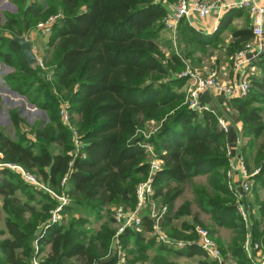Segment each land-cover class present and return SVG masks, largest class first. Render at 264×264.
<instances>
[{
  "label": "trees",
  "instance_id": "1",
  "mask_svg": "<svg viewBox=\"0 0 264 264\" xmlns=\"http://www.w3.org/2000/svg\"><path fill=\"white\" fill-rule=\"evenodd\" d=\"M14 3L16 10L3 11L4 22L0 23V61L13 67L5 79L12 90L45 111L48 121L34 122L26 130L18 111L9 109L15 137L0 127L1 159L32 171L57 193L68 173L65 194L69 203L63 208L61 222L50 224L56 200L24 182L18 173L0 169V264H33L43 252L37 264H97L109 257L112 260L102 264H115L117 255L110 249L117 228L113 226L116 220L111 206L136 205L137 187L147 180L151 168L148 145L156 148L157 157L163 161L153 179V198L167 206L162 225L169 234L189 238L183 231L193 229L192 223L183 221L179 227L173 226L185 215L202 224L193 212L196 204L215 225L237 233L233 248L221 244L224 254L231 253L239 264H257L244 250L246 223L238 213L235 192L228 185L227 132L212 111L189 106L184 90L189 79L177 74L183 72L186 58L193 56L199 45L224 49L233 61L232 57L255 37L252 27L234 29L232 40L226 44L221 34L230 19H224L218 31L208 37L184 18L179 24L182 49L166 57L159 41L166 31L167 9L157 0ZM230 11L233 13L234 8ZM56 13L61 17L52 25L46 41L50 49L44 66L52 68L49 73L25 60L14 37L26 34L38 21ZM256 65L261 75H249L250 90L235 103L243 122V151L248 154L260 142L255 164L261 169L254 177L264 186V50ZM59 98L69 102L71 122L84 142L86 157L75 158L71 165L72 137L58 112ZM149 120L160 123V127L150 138L139 136ZM197 176H206L207 185L198 183ZM187 188L192 189L193 199L176 207V200ZM78 212L88 216H76ZM90 216L103 220L100 229L91 230ZM153 225L145 212L140 229L128 227L120 235L122 250L132 240L138 251L147 250L146 234L153 231ZM253 227L254 240L260 238L264 243L259 221ZM160 250L207 257L196 243L183 250L162 244ZM160 260L165 257L157 256L154 264H162Z\"/></svg>",
  "mask_w": 264,
  "mask_h": 264
},
{
  "label": "built area",
  "instance_id": "2",
  "mask_svg": "<svg viewBox=\"0 0 264 264\" xmlns=\"http://www.w3.org/2000/svg\"><path fill=\"white\" fill-rule=\"evenodd\" d=\"M164 4H169L167 0H157ZM223 0H177L171 4V12H168L164 19V24L167 32L170 37L176 39L178 26L182 19L186 18L190 20L193 14L197 13L199 17L206 18L210 16L215 9L221 10L223 8H229V6L239 7L242 9L248 10L253 19L252 31L255 36V39H260L264 35V3H260L257 0H238L233 5H222ZM14 12V11H13ZM61 17V13L51 14L46 19L38 21L36 24V30L40 31L43 35H48L51 32V27L54 22ZM28 37V35H25ZM260 51L264 50V44L260 43ZM255 49V44L252 41H249L245 44L244 48L238 51L232 59L235 62V65H241L243 63L251 62L252 59L247 57V54L251 50ZM258 56V55H257ZM255 56L254 59L257 57ZM183 76L192 77L191 83L188 88L189 93V106L194 109L201 111L205 107H202L199 101L200 94L204 91H211L214 93L225 94L228 97H243L246 96L250 90L251 84L249 79L244 80L243 82H227L221 80L217 72H212L210 74H204L192 69H187L182 73ZM33 107V106H32ZM59 115L62 123L68 127L72 137L73 149L71 151L72 164L73 160L78 157L85 158L86 154L83 151L84 142L81 139V134L74 124L71 122V114L69 112V105L66 102H61L59 107ZM220 125L227 132L228 126L224 120H220ZM136 143L141 144L137 141ZM148 145L147 147H149ZM151 150V168L149 172V177L147 180L139 183L137 187V203L132 208H127L123 205L117 207L113 211V216L117 224V231L113 239L112 248L117 255V261L115 264H140L135 262L127 261L125 255L123 254L122 246L120 244V235L128 228H138L140 229L143 223V216L147 209L146 214L153 219V231L152 234L157 237L158 241L168 247L175 249H184L191 244H197L200 246L207 254V256L212 260L216 261L218 264H225V258L222 250L213 240L210 235V231L203 226H195L194 231L197 235V238L193 240L188 239H173L168 237L163 229V218L165 212L167 211V206L163 205L159 211H156V200L153 196L155 194V188L153 186V179L156 172L161 169L163 161L159 159L156 155V152L153 151V147L150 146ZM245 158L240 153L238 156V167L242 171V182L241 188L237 189L234 186H231V189L235 192V195L238 199L237 209L238 213L242 216L246 223L248 229L247 239L245 242V250L250 258L253 256L260 255V244L255 243L253 240L252 234L249 231V226L247 225V207L245 206V199H247L248 194L251 193L253 188V175L251 174L246 167ZM9 169L19 174L20 178L32 185L36 189L43 190L47 192L52 198L57 202L54 209L50 211L49 222L51 223H60L64 215L62 213L65 205L69 203V198L65 194L68 180V173H65L60 184L61 192L57 193L51 188H49L37 175L28 171L23 166L13 163L3 161L0 154V169ZM260 169H258L259 171ZM257 171V172H258ZM233 187V188H232ZM41 236V235H40ZM34 249L38 250L37 241H34ZM258 249L257 251H255ZM253 259V258H252ZM256 260V259H255ZM38 260L33 259V264H37ZM261 264H264V255L261 256L258 260Z\"/></svg>",
  "mask_w": 264,
  "mask_h": 264
},
{
  "label": "rangeland",
  "instance_id": "3",
  "mask_svg": "<svg viewBox=\"0 0 264 264\" xmlns=\"http://www.w3.org/2000/svg\"><path fill=\"white\" fill-rule=\"evenodd\" d=\"M40 1H43V0H40ZM15 10H16V5L14 3V0H0V17H1L0 23L4 22V17L2 15L3 11L13 12ZM159 42H160V47H161L160 49H161L162 53L165 54L166 57H169L173 51L181 50L182 45H183L182 41L180 40L178 35H177L176 39H173L170 37V35L167 31H166V33L164 32L163 38ZM39 45L42 46V42H39ZM49 49L50 48L48 47L46 42H45V45L43 46V48L40 47L38 52L42 56V62H41V64L39 62L36 64L38 66H41L45 71H48V72L51 71L52 68L48 67V66H44V64L46 63L47 60H49V57L47 55V50H49ZM196 49H198V50L195 52V54L193 56H188V58H186V64L187 65H186V68L183 69V72H185L187 69H192L194 71L204 73V74H210V73L215 71V72H217L218 77L221 80H224L220 75L219 69L215 68V66L218 65L219 63L222 64V62H224L226 60L225 50L220 49L218 47H214L212 45H210V46L208 45L205 47L199 45V47H196ZM262 52L255 58L257 61H258L260 55L262 54ZM214 56L217 57V60H214V61H216V63H214V61H212V58ZM206 68H208V69L210 68V72H205ZM211 68H213V69H211ZM8 69L9 68L5 67V66L0 67V78H2V76L8 72ZM183 72H177V74L182 76ZM185 77H188V79H189L188 82L186 83V85L184 86V90L186 91V99L185 100L188 103V100H189L188 88H189V85L191 83V82L189 83V81L192 80V77H189V76H185ZM3 88H6L9 91L4 92ZM0 89H1V92H3L2 93L3 97L0 101V105L2 106V111L5 115L7 113L8 114L7 116H9V113H8L9 109L14 108L29 123H32V122L33 123L34 122H40L41 123V122H47L48 121V119L46 118V115L43 116L44 114H42V112H41L42 109H41V111H39L37 109L34 110L32 108V106H30V104H29L30 102L27 100V98H24V97L19 96V95H15V91L14 90L11 91L10 87L8 88V86L4 83V80H0ZM57 96L59 97V95H57ZM59 99L60 100H59V104H58V110H59V107H60V104L62 101L66 102L69 105V102L66 99H64V98H59ZM69 112H70V110H69ZM43 119H45V120H43ZM29 123H27V125H28L27 127L31 126V124H29ZM2 125H4V126H1V128H4L6 131H8L10 133L13 132L12 131V125H11L10 121L7 122L5 120V121H3ZM158 127H160V123H157L154 120H149L146 122L145 128H142L139 136L142 135L145 138H150L155 133V131L157 130ZM30 128L31 127H29L28 129H30ZM258 144H260V142H258L255 145V148H251V150H249L248 154L244 151H243V153L241 152V154L245 158L247 170L251 174H254L253 177L260 172V170L258 171V169H261L259 166H257L255 164V161L257 158ZM149 147H147V149H148L149 153H151L150 152L151 150L149 149ZM152 147L154 149L153 151L156 152V148L154 146H152ZM151 157L152 156H150V159H151ZM30 172H32V171H30ZM196 178H197L196 181L198 183H200L201 185H207L206 184L207 183V177L206 176H197ZM228 185H229L230 189H231V186H235V185H233V181L230 179H228ZM192 199H193V191L191 188H187L184 195L179 197L176 200L175 205H176V207H180L181 205L184 204V201L192 200ZM156 202H157L156 211H159L161 209V207L163 206V204H162L161 200H156ZM235 202H236V204L238 203L237 197L235 198ZM119 206H121V205L111 206V210H112L111 212H113L114 209L119 207ZM123 206H124V204H123ZM245 206L248 209V211H247V215H248L247 216L248 217L247 225L249 226L248 228H249L250 233L252 234V232L254 231L253 226L255 225L256 221H259V223H260V231H264V186L261 184V182L256 181L255 177L253 179V189H252L251 193L248 194L247 199H245ZM0 207H1V197H0ZM192 208H193V212L198 214L199 219L202 222V224L194 222L193 216L185 215L179 219H176L173 222V226L175 225V226L179 227L183 221H187L189 223H192L194 226L200 225V226H203L204 228H207L210 231L211 237L216 242V244L220 247L221 250H222L221 244L224 245V247H226V249H229L230 247L233 248L235 246L234 239L237 237L236 236L237 233L234 232L233 229H231L229 227L215 225V223L212 221L210 215L208 213H206L205 211L201 210L196 204H194L192 206ZM145 212H147V209ZM1 215H3V213L0 210V216ZM75 215L76 216H81V215H87L88 216V214H84V212H82V213L78 212ZM90 218L93 221V223L90 224L91 230L100 229V226H101L103 220H96L93 216H90ZM113 226L117 228L116 222L113 223ZM163 228H164L165 233L168 235V237L173 238V239H179V240L185 239V238H181V237H175V236L169 234L168 230L165 227H163ZM212 230L214 231V235L211 234ZM246 230L248 233L247 227H246ZM184 232L186 235L189 236V238H187V239L197 238V235L195 234L194 228L184 230L183 233ZM247 233H246L245 240L243 242L244 247H245V242L247 239ZM146 237L148 238V240H152V238L155 239L153 242H150L148 240L146 241L145 246H146L147 250L142 249V251H138L137 247L135 246L134 240H132L131 243L127 246V248L124 251H122L123 254L125 255L127 261L140 263V264H144V262H149L151 264H154L156 262V257L161 255V256L165 257V260H160L158 263L162 262V264H167V263L174 262L176 264H199V263H201L200 262L201 259L206 258L205 256L203 257L200 255H198L197 257L187 258V257H181V255H176L173 252H166V251L162 252L160 250V246L162 245V243H160L158 241L157 237H155L152 234V232L147 233ZM253 240H254V238H253ZM219 241H220V243H219ZM254 241H255V243L260 244V251L261 252H260L259 256H253L252 257L253 259H252L248 256L245 248H244V250L247 254V257L253 263L261 264L260 262H258V260H260L261 256L264 255V243L262 242V239H260V238L255 239ZM37 245H38V243H37ZM184 249H186V248H184ZM176 250H180V249H176ZM257 250L258 249H256L255 251H257ZM130 251H132L133 253H131ZM110 253L112 255H116L115 251L112 248V245H111ZM226 253H228V252H226ZM42 255L43 254H40V256H38L37 259H39ZM223 255L225 258V264H239V262L235 256H233L231 254L230 255L232 257L230 255L225 256L224 253H223ZM208 259L210 260L209 257H208Z\"/></svg>",
  "mask_w": 264,
  "mask_h": 264
},
{
  "label": "crops",
  "instance_id": "4",
  "mask_svg": "<svg viewBox=\"0 0 264 264\" xmlns=\"http://www.w3.org/2000/svg\"><path fill=\"white\" fill-rule=\"evenodd\" d=\"M237 1L238 0H223L222 5H233ZM257 1L260 3H264V0H257ZM173 3L169 2V4L165 5L166 9H167V14H168V12H171V4H173ZM233 8H234V11L232 13L230 11V9H233ZM226 18L230 19V24H229L228 28L224 29L223 33L221 34V38H223V40L226 44H228L232 40V38H233L232 37V31L234 29H241V28H244L246 26L252 27L253 22H254V19L248 10L242 9L239 7H234V6H229V8H223L222 7L221 10L215 9L213 11V13L206 18H201L198 16L197 13H195V14H193L192 18L189 21H190L191 25L198 32H200L201 34H203L205 36L210 37L218 31V29L221 25V22ZM35 27H36V25H35ZM35 27L30 29L26 34H23L21 36L25 37V35H28V37L26 36V39H29L32 41L33 51L37 57V61L35 64H37L38 62L41 64L42 56L39 54L38 50L40 49V47L43 48V46L45 45V42L47 41L49 34L43 35L40 31L36 30ZM166 31H165V33H166ZM177 35L180 38L179 26H178ZM251 41L254 42V44H255V49L254 50L252 49L247 54V57L249 59H252L251 62L243 63L241 65H235V62L231 61L230 58L228 56H226V60L224 62H222V64L219 63L218 65L215 66V68L219 69L220 75L225 81H227V82H243L244 80H247L249 78V75H251V74L252 75H258V76L261 75V70L256 65L257 60L254 59V57L261 53L259 44L260 43L264 44V35L260 39H255V37H254ZM39 42H42V46L39 45ZM214 60H217L216 56H214L212 58V61H214ZM214 63H216V61H214ZM1 66H5V67L9 68L8 72L5 73V75L13 71V67H11V66L0 61V67ZM211 69H213V68H211ZM51 72L52 71H49V73H51ZM205 72H210V68L209 69L206 68ZM5 75H3L2 78H0V80H4V83L9 88V85L6 82V79H4ZM190 82L191 81H189V83ZM6 88H3L4 92L9 91ZM11 91H12V89H11ZM2 93L3 92H1V89H0L1 99L3 97ZM15 95H19V96L26 98L25 96L20 95L17 91H15ZM236 98H240V97L231 98L225 94L214 93L211 91H204L200 94L199 101H200L201 106L205 107L204 109L212 111L218 117V119L224 120L228 126L227 149H228V155H229L230 163H229V168L227 171V177H228V179L233 181V185H235L234 186L235 188L240 189L241 188L240 185H241L243 176H242V171L238 167L237 162H238L239 154L241 152L243 153V139H242V137H243L242 136L243 122L239 117V113H238V110L236 107V103H235ZM29 104H31V103H29ZM32 108L34 110L37 109V110L41 111V109L37 108L34 105ZM41 112H42V114H44L43 116L46 115V118H47L46 112L43 110ZM18 114L20 115L19 112H18ZM7 115H8L7 113H6V115L3 113L2 106L0 105V127L4 126L2 124H3V121H5V120L7 122H9V121L11 122V120L9 119L10 116H7ZM21 117L24 119L23 116H21ZM43 120H45V119H43ZM25 121L26 120L24 119V123L22 124V127L26 130H29L28 129L29 127H27L28 126L27 123H29V122H27V121L25 122ZM32 123H29V124L32 125ZM11 125H12V123H11ZM12 131H13V128H12ZM10 135H11V137H15L14 131L12 133H10ZM196 179L197 178H195V180ZM66 189H68V185H67ZM0 210H1V207H0ZM2 219H3V215L0 216V227H3V220ZM47 250H48V247H47ZM180 250H183V249H180ZM42 254L44 255V252ZM230 254L231 253L228 252L225 254V256H229ZM197 256L198 255H195V256L183 255L181 257L192 258V257H197ZM200 262L201 263H199V264H204V263L210 264L212 262V260L211 259L209 260L208 257H206L205 259H201ZM144 264H151V263L144 262Z\"/></svg>",
  "mask_w": 264,
  "mask_h": 264
},
{
  "label": "water",
  "instance_id": "5",
  "mask_svg": "<svg viewBox=\"0 0 264 264\" xmlns=\"http://www.w3.org/2000/svg\"><path fill=\"white\" fill-rule=\"evenodd\" d=\"M14 40L20 45L21 51H22V54H23V57L25 58V60L30 65H34L37 61V57L33 51L32 41L29 39H26L24 36H15ZM30 106H33V105L30 104ZM111 260H112V257H109L103 261L98 262L97 264H102L104 262H109Z\"/></svg>",
  "mask_w": 264,
  "mask_h": 264
}]
</instances>
